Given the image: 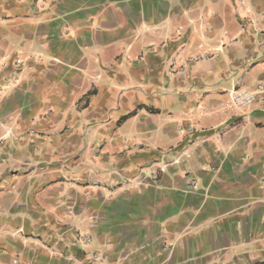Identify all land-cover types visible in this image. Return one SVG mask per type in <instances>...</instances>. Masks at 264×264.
Wrapping results in <instances>:
<instances>
[{
  "label": "crops",
  "instance_id": "crops-1",
  "mask_svg": "<svg viewBox=\"0 0 264 264\" xmlns=\"http://www.w3.org/2000/svg\"><path fill=\"white\" fill-rule=\"evenodd\" d=\"M25 1L0 18V264H264V105L226 102L264 77V0Z\"/></svg>",
  "mask_w": 264,
  "mask_h": 264
},
{
  "label": "built area",
  "instance_id": "built-area-1",
  "mask_svg": "<svg viewBox=\"0 0 264 264\" xmlns=\"http://www.w3.org/2000/svg\"><path fill=\"white\" fill-rule=\"evenodd\" d=\"M227 94V106L231 108H240L245 106H251L253 104H259L261 106L264 105V77L260 79L257 84L252 87L245 86H235L230 90L226 91ZM0 143L2 141L0 140ZM174 163L178 162V157L172 161ZM166 163H156L154 167L148 168L147 176L152 179H157L159 172H163L165 170ZM191 183L194 185L195 181L192 180ZM77 242L80 246H86L90 243L91 238L87 234H80L76 238Z\"/></svg>",
  "mask_w": 264,
  "mask_h": 264
},
{
  "label": "rangeland",
  "instance_id": "rangeland-1",
  "mask_svg": "<svg viewBox=\"0 0 264 264\" xmlns=\"http://www.w3.org/2000/svg\"><path fill=\"white\" fill-rule=\"evenodd\" d=\"M28 1V2H27ZM35 0H26L24 6L27 4L30 5L31 2L34 3ZM22 0H0V18H3V14L9 11L11 12L13 9L19 7ZM27 7V6H26ZM1 21V20H0Z\"/></svg>",
  "mask_w": 264,
  "mask_h": 264
}]
</instances>
